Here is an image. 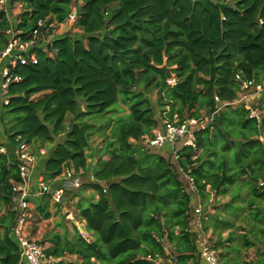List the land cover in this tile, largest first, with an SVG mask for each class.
I'll return each instance as SVG.
<instances>
[{
    "label": "trees",
    "instance_id": "1",
    "mask_svg": "<svg viewBox=\"0 0 264 264\" xmlns=\"http://www.w3.org/2000/svg\"><path fill=\"white\" fill-rule=\"evenodd\" d=\"M18 1L22 11L15 27L23 37L37 20L63 23L70 7L79 5L74 23L79 36L54 37L56 56L37 49V62L18 69L22 80L10 85L8 104L0 107V127L12 145L20 137L34 147H47L41 170L45 182L69 166L90 171L94 178L77 189L97 193L96 200L77 204L94 238L50 232L47 257L75 255L80 260L53 264H164L168 255L173 257L168 264H198L196 234L190 230L192 195L202 207V230L211 222L218 233L212 244L218 250V227L228 230L234 222L220 216L219 206H205L232 186L237 191L222 210L237 215L239 187L248 188L251 219L261 235L255 239H264V210L255 205L264 202V191L256 186L264 181V116L258 121L242 104H232L237 72L244 78L264 77V0H232L223 12L210 0ZM9 27L0 9V48ZM163 63L172 67L173 84L160 68ZM154 89L159 118L146 96ZM120 101L127 112L116 116L97 149L107 158L99 155L90 167L89 137L101 126L86 119L119 111ZM263 104L264 96L260 109ZM202 111L208 122L194 132V147L179 148L174 162L138 144L159 120L202 118ZM108 125L109 120L104 128ZM179 172L192 179L193 191L184 188ZM18 180L15 158L0 152V264L19 261L17 244L8 236L16 216L11 186ZM50 200L49 193L35 199L42 218L50 215ZM239 238L244 246L254 245L245 234ZM226 239L234 240L233 233Z\"/></svg>",
    "mask_w": 264,
    "mask_h": 264
},
{
    "label": "built area",
    "instance_id": "2",
    "mask_svg": "<svg viewBox=\"0 0 264 264\" xmlns=\"http://www.w3.org/2000/svg\"><path fill=\"white\" fill-rule=\"evenodd\" d=\"M18 0H0V9L9 12V4L17 3ZM78 4H73L67 12V18L64 20L69 25H74L78 16ZM63 22V23H64ZM56 23L47 25L44 20H37L36 27L30 31L25 37L20 29L10 27L5 31L6 42L0 48V107L8 104L9 87L11 84L19 83L22 80L18 69L22 66L35 64L37 62V49L44 50L49 56H56L57 50L52 48L51 42L46 41L43 30L46 28H54ZM60 25V24H58ZM42 42V44H41ZM237 83V98L232 104H242L248 110V116L256 118L258 121L264 116V109L259 108L255 99L264 96V77L260 80L253 78H244L241 72L234 75ZM169 84L175 82V78L167 79ZM214 100L218 102V98L214 96ZM254 100V101H253ZM225 104V103H223ZM209 119L203 122L202 118L185 117L179 121L176 116L173 120L161 119L157 126L152 129L151 134L141 136L139 142L141 146L149 151L152 149L168 150L173 154V158H177V150L184 145L194 147V132L202 128ZM264 141V136H261ZM17 145L14 147V158L17 162L19 180L12 183V208L16 212L14 225L11 227L8 236L12 238L18 247L19 258L27 260L28 264H50V257L45 254V245L33 239L27 233V224L30 217L29 214V183L33 171V167L37 160V155L44 156L47 154L45 146H35L28 144L20 137L16 138ZM0 152L6 153L3 146H0ZM61 175V184L52 189L42 177L37 178V187L40 194L49 193L51 199L55 203L62 202L66 188H79L82 184L80 178L74 175V172L68 168L64 169ZM59 175V176H60ZM187 183L191 191H193L192 179L187 175ZM90 182L94 181L93 176H88ZM257 188L264 191V181L257 182ZM201 206L193 207V213L200 216ZM77 233L84 239L88 240L87 233L84 229L77 227ZM198 259L200 264H218V250L213 247L207 239L197 242Z\"/></svg>",
    "mask_w": 264,
    "mask_h": 264
},
{
    "label": "rangeland",
    "instance_id": "3",
    "mask_svg": "<svg viewBox=\"0 0 264 264\" xmlns=\"http://www.w3.org/2000/svg\"><path fill=\"white\" fill-rule=\"evenodd\" d=\"M8 18L11 23V25L14 27L15 24H17L18 21V15L22 11V3L17 2L10 4L9 10H8ZM70 32L75 36H79L80 31L79 29L75 28L74 25H69L68 23H64L63 25H58L56 24L54 28H46L43 30V35H48L50 33H54L57 35H61L63 33ZM147 98L151 102L153 108L155 109L156 117L159 118L161 116L159 107H158V100H157V90L154 89L150 91L147 95ZM260 97L259 99H255L254 103L258 102L260 103ZM81 107L83 106V102L81 99H79ZM239 104V103H238ZM119 111L115 112H110L107 116L100 118V116H92L87 118L86 120L90 123L95 122L97 125L101 126V129L99 130L98 133L91 134L89 137V144H90V149H89V158L91 159H96L98 156H102V158H107V155L102 153H98L97 149L102 147L103 145V136L102 134H108L110 133L111 130V125L115 121L116 116H119L123 113L127 112V106L124 105L121 101L116 105ZM263 109H264V104H263ZM202 114V119L203 122L208 119V116L204 113V111L201 112ZM109 120V125L104 128L106 121ZM67 121H70V117ZM138 144L141 146L140 142ZM45 146V145H43ZM46 147V146H45ZM47 148V147H46ZM148 153L154 152V153H159L162 154L163 156L167 157L171 162H174L173 154L169 151L166 150H158V149H152L147 151ZM169 152V153H167ZM179 178L180 180L184 183V188L188 191V186L186 184V177L179 172ZM71 188V187H68ZM67 188V189H68ZM236 186L229 187L228 194L225 196H220L218 201L215 202L212 201L207 207L205 208H212L213 206H219L220 208V216L222 218H226L228 220H231L234 222V227L228 230H223V228L218 227V230L220 231V240L221 244L218 246L219 253V264H264V239L262 241L256 240L255 237H260V233L258 231V223L256 221H252L251 219V214H250V209L248 207L249 200L251 199V194L249 193L248 188L246 187H239V194L240 197L236 200L239 205L242 206L241 209L236 211L237 215H233L230 210H222L223 205L225 202H227L230 199V196L237 191ZM78 188H74L72 190L66 191L64 195V200H72L75 196H82V200L88 201V195L84 190H77ZM84 191V192H83ZM190 191V190H189ZM257 206H260L264 210V202L258 200L256 202ZM253 205V206H255ZM77 208V207H76ZM202 210V207H201ZM211 211V210H210ZM213 212V211H212ZM197 217L198 215L193 216V220L195 221L194 225L192 227H196L197 229L201 230V234L199 235V238L202 239H207V241L211 244L217 241L218 233L215 231L214 226L209 222L208 224V229L207 230H202L201 223L199 222L200 226L197 224ZM264 227V225H263ZM250 229L254 231L253 233L250 232ZM232 232L233 233V238L234 240L232 241H227L228 233ZM203 233V235H202ZM240 234H245L249 240L254 241V245L252 246H244L241 243V239L239 238ZM204 236V237H202ZM170 246L167 242H165V249H167V252L170 253ZM164 264H168L167 260L163 261Z\"/></svg>",
    "mask_w": 264,
    "mask_h": 264
},
{
    "label": "crops",
    "instance_id": "4",
    "mask_svg": "<svg viewBox=\"0 0 264 264\" xmlns=\"http://www.w3.org/2000/svg\"><path fill=\"white\" fill-rule=\"evenodd\" d=\"M13 4V3H10ZM9 4V6H10ZM8 6V7H9ZM8 17V13H7ZM9 19V18H8ZM65 23V22H64ZM64 23H60V25H63ZM11 24V23H10ZM80 31V30H79ZM46 38V41L51 42L52 39L56 36L57 34L54 35V33H50L48 35H44ZM42 44V42H41ZM71 117L70 115L67 117V120ZM0 143L4 147L8 160H13L14 159V145L11 144V142L7 139L6 135L3 134L2 129L0 127ZM37 146L39 145L38 143L36 144ZM168 151V150H166ZM89 152V151H88ZM35 153H36V147H35ZM169 153V152H167ZM43 160L44 156H39L37 155V160L36 163L33 167V171L30 177V183H29V196H28V201H29V220L27 224V233L35 240L39 241L40 243L44 244L45 247L49 245V243L45 240H47L49 233L50 232H57L60 234H65L68 239L72 238L75 233L77 232V227H80L84 229V231L87 233L88 240H92L94 238L93 233L89 232L85 228V221L78 216V209L77 204L80 202L81 204H88L90 201H94L97 199V193L92 189V188H86L84 191L88 195V201L82 200V196H75L72 200H66L65 198L62 199V202L60 203H55L52 199L50 200L49 203V212L50 215L47 218H42L40 214L35 211V199H37L41 194L38 191L37 187V178L41 177V170L43 168ZM96 159H91L87 158V163L90 164V167L94 166ZM72 172H74L75 176H78L81 180L82 183H87L90 182L88 179V176L90 175V171L84 172L82 171L81 168L76 170L73 166H69L68 168ZM61 175L56 177L53 180H48L47 183L49 186L54 189L58 187L61 184ZM186 184L188 186V189L191 192V189L189 188V185L186 180ZM69 190H72L74 188H68ZM66 188V191H69ZM76 189V188H75ZM83 191V192H84ZM66 194V193H65ZM64 194V195H65ZM192 202L190 204V214H191V222H190V230L191 232H194L196 234V244L198 241H200L201 238H199V235L201 234V230L197 229L196 227H192L194 225L195 221L193 220V216L195 214L193 213V207H196L199 204V199L195 196L192 195ZM214 198L210 196V201H212ZM219 199V197L217 198ZM212 211V210H211ZM200 216L197 217V224L200 226L199 221ZM199 221V222H198ZM203 235V233H202ZM204 237V236H202ZM167 252V249H166ZM167 254H169L167 252ZM173 257H170L168 255L167 262L171 263ZM59 260H64V261H71L75 260L80 262L79 259L76 258L75 255H65L62 258H50V264H53ZM17 264H28L27 260L24 258H19V261ZM198 264H200V261L198 259Z\"/></svg>",
    "mask_w": 264,
    "mask_h": 264
},
{
    "label": "water",
    "instance_id": "5",
    "mask_svg": "<svg viewBox=\"0 0 264 264\" xmlns=\"http://www.w3.org/2000/svg\"><path fill=\"white\" fill-rule=\"evenodd\" d=\"M213 2L220 10L223 12V10L232 4V0H227L225 3H221L215 0H210ZM67 13L65 14V19L67 18ZM160 68L164 71L166 79L173 78V73L171 72L172 67L167 66L165 63H163ZM264 142V141H263Z\"/></svg>",
    "mask_w": 264,
    "mask_h": 264
}]
</instances>
